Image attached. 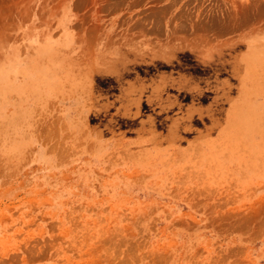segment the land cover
Wrapping results in <instances>:
<instances>
[{
  "label": "rangeland",
  "instance_id": "rangeland-1",
  "mask_svg": "<svg viewBox=\"0 0 264 264\" xmlns=\"http://www.w3.org/2000/svg\"><path fill=\"white\" fill-rule=\"evenodd\" d=\"M0 264H264V0H0Z\"/></svg>",
  "mask_w": 264,
  "mask_h": 264
}]
</instances>
